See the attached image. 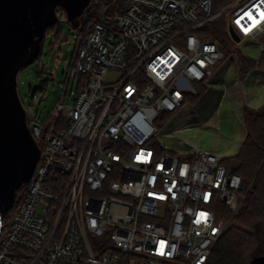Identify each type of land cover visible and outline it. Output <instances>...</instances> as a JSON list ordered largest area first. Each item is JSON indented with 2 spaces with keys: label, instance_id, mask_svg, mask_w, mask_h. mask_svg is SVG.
I'll return each instance as SVG.
<instances>
[{
  "label": "built area",
  "instance_id": "obj_1",
  "mask_svg": "<svg viewBox=\"0 0 264 264\" xmlns=\"http://www.w3.org/2000/svg\"><path fill=\"white\" fill-rule=\"evenodd\" d=\"M224 13L231 37L264 42V0H123L80 41L72 105L63 91L40 121L21 100L40 157L0 212V264H208L251 184L210 150L163 145L158 120L224 58L203 31Z\"/></svg>",
  "mask_w": 264,
  "mask_h": 264
},
{
  "label": "rangeland",
  "instance_id": "obj_2",
  "mask_svg": "<svg viewBox=\"0 0 264 264\" xmlns=\"http://www.w3.org/2000/svg\"><path fill=\"white\" fill-rule=\"evenodd\" d=\"M84 14L85 19L88 12ZM224 14L227 20L228 16ZM58 15L60 21L47 34L38 59L23 68L17 78L20 99L25 107L34 106L36 112L40 113V121L56 106L63 91L68 92L66 103L72 105L79 90L77 84L82 86L88 79L78 73L69 77L78 31L62 18V11H58ZM226 31L231 42L243 55L254 60L262 56V39H243L237 42L228 32V27ZM235 57L233 54L226 56L214 67L212 79L206 83L209 90L202 98L194 102L197 93H192L179 111L171 115H160L158 125L161 127L160 139L163 145L175 150L200 147L221 158L233 156L240 151L247 134L243 120L244 107L259 110L264 106V69H252L242 78ZM251 72H254L249 79L252 84L248 86L249 82L245 83V78ZM29 83L32 88H29ZM196 87L198 89L199 85L196 84ZM35 91L42 94L36 103L32 99ZM180 140L187 144H179ZM218 209L226 214L223 208ZM256 253L264 254L260 247L253 254Z\"/></svg>",
  "mask_w": 264,
  "mask_h": 264
},
{
  "label": "water",
  "instance_id": "obj_3",
  "mask_svg": "<svg viewBox=\"0 0 264 264\" xmlns=\"http://www.w3.org/2000/svg\"><path fill=\"white\" fill-rule=\"evenodd\" d=\"M90 2L0 0V212L13 208L18 189L30 181L40 157L19 97L18 74L38 59L46 29L59 21L58 10L76 27ZM232 37L240 41L233 31ZM250 264H264V254H252Z\"/></svg>",
  "mask_w": 264,
  "mask_h": 264
},
{
  "label": "trees",
  "instance_id": "obj_4",
  "mask_svg": "<svg viewBox=\"0 0 264 264\" xmlns=\"http://www.w3.org/2000/svg\"><path fill=\"white\" fill-rule=\"evenodd\" d=\"M231 0H213V12L223 9ZM123 7V0H91L86 13L79 17V24L74 27L78 31L76 37L73 62L76 57L80 41L86 35L88 28L99 20L105 12H119ZM64 16L66 12L63 9ZM225 14H221L211 20L203 28L204 34L216 39L222 48L224 57L237 54V68L242 78L258 67L264 69V51L258 60L243 55L240 50L231 42L227 35V20ZM54 29V25L46 29L44 40L47 34ZM59 33L56 34L58 38ZM72 62V63H73ZM72 66V65H71ZM208 91V87L201 82L197 89V98H202ZM189 100L188 97L186 99ZM174 113H165L171 115ZM244 124L247 134L240 151L230 157L222 158L229 172L238 173L251 184L247 198L235 217L236 224H232L221 237L216 245L208 264H250L251 255L259 247L264 253V106L259 109L244 107ZM165 117V116H164ZM27 185L18 189L15 198V207L20 203L26 193ZM14 207V208H15ZM232 214L227 213L230 218Z\"/></svg>",
  "mask_w": 264,
  "mask_h": 264
},
{
  "label": "crops",
  "instance_id": "obj_5",
  "mask_svg": "<svg viewBox=\"0 0 264 264\" xmlns=\"http://www.w3.org/2000/svg\"><path fill=\"white\" fill-rule=\"evenodd\" d=\"M258 69V67L256 68V69H253V70H257ZM252 70V71H253ZM213 73H214V69H213ZM213 73L210 75V76H208L207 77V79L205 80V81H203V84H205L207 87L209 86V85H207L208 83H207V81H210L211 79H212V77L211 76H213ZM254 72H251V73H249L248 75H247V77L245 78V83H247L248 84V82H249V84H248V86L249 85H251L252 84V82L251 81H249V79H250V74H253ZM261 75H262V73H260ZM252 76V75H251ZM211 77V78H210ZM257 79H258V77H257ZM261 79V78H260ZM201 82H199V83H197L198 85L200 84ZM207 83V84H206ZM253 85H254V83H253ZM209 90V89H208Z\"/></svg>",
  "mask_w": 264,
  "mask_h": 264
}]
</instances>
